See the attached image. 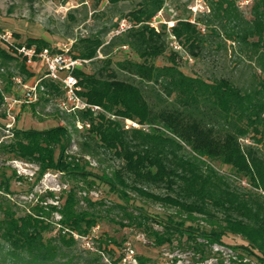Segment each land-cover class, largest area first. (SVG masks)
Instances as JSON below:
<instances>
[{
  "label": "trees",
  "instance_id": "obj_1",
  "mask_svg": "<svg viewBox=\"0 0 264 264\" xmlns=\"http://www.w3.org/2000/svg\"><path fill=\"white\" fill-rule=\"evenodd\" d=\"M125 1L134 0H109V4L116 8ZM205 1L207 11H199L195 18L177 17L170 27L159 19L158 27L152 23L167 0H137L112 26L74 43V54L90 60L94 69L75 71L82 95L103 110L67 112L58 105L70 127H13L9 139L0 141L2 153L36 164L38 178L58 171L75 182L60 195L47 190L39 202L20 213L11 196L10 178L0 176V264H109L105 253L117 264L121 257H114L110 244L121 243L114 237L101 234L97 250L91 251L79 249L72 233L88 234L103 216L121 227L143 230L157 247L177 243L189 248L199 262L206 261L213 245L219 244L234 249L233 264H264V0H248V14L240 7L243 0ZM68 17L86 21L88 11L81 20L71 12ZM124 19L131 26L106 41ZM173 40L196 59L212 58L204 69L209 79L185 73L178 51H171L170 64L156 62ZM15 44L52 45L33 37ZM117 46L129 47L136 58L114 60L111 53ZM99 52L103 57L98 58ZM0 58V81L7 91L13 76L9 63L20 59L21 71L33 75L4 43ZM44 84L45 92L33 110L62 94L56 82L44 80ZM2 101L0 89V105ZM127 119L138 126H129ZM71 142L75 153L68 151ZM82 156L107 163L108 171L88 169L91 161L82 162ZM213 161H221L232 175L219 171ZM99 180L108 183L122 202L108 205L80 196L84 190L80 182L92 187ZM129 191L175 208L180 217L146 211ZM57 223L61 227L51 234ZM228 236L242 241L228 244ZM138 258L140 264L151 260Z\"/></svg>",
  "mask_w": 264,
  "mask_h": 264
},
{
  "label": "rangeland",
  "instance_id": "obj_2",
  "mask_svg": "<svg viewBox=\"0 0 264 264\" xmlns=\"http://www.w3.org/2000/svg\"><path fill=\"white\" fill-rule=\"evenodd\" d=\"M137 0L121 2L118 7L113 8L109 4V0H0V32H11L15 36L16 41H25L27 38H44L50 41L51 44L56 42H72V52L74 51V43L81 37L88 35L89 33H95L103 27L112 26L114 22L118 21L122 13H126L132 7L136 5ZM250 2L243 0L240 3V7L243 8L248 14V5ZM207 3L205 0H167L162 14L158 19L166 21L167 26L170 27L175 23L177 17L191 16L195 18L196 13L199 11H207ZM86 11H88V19L86 21L81 20ZM77 17L79 22H73L68 13ZM155 25L159 27L160 22L156 21ZM115 30L111 31L106 36L108 41ZM19 37H16V35ZM2 43V42H0ZM178 51L179 57H177L178 63L182 70L190 75H199L206 79L204 69L205 66L211 64L212 58H206V60H200L192 57L184 48L173 40L170 43V48L164 54L156 59L158 64H170L169 55L171 51ZM103 57V54L99 52L98 58ZM111 57L114 60L134 59L135 54L127 46H117L113 48ZM212 57V56H209ZM218 58V56H216ZM229 57L226 58L227 64L230 63ZM20 59L9 63L7 66L9 71L13 75H21L27 81L33 80L34 76L27 77L21 71ZM1 63V58H0ZM115 65V64H114ZM232 64H229L227 70H230ZM84 70L88 72L94 71L91 62H88L84 66ZM6 83L0 81V89L7 96L14 94L13 83L10 85V89H5ZM59 96L51 97L47 102H40L35 105L33 110V104H19L14 108V114L16 121L13 127L23 129H46L57 125H67L68 122L63 118L62 113L59 110L58 102ZM9 118L5 114V108L0 105V141L9 139V132L6 129V124L9 122ZM138 126V125H137ZM68 151L75 153L77 147L74 142L67 144ZM83 157L82 162L91 161L88 164V169L95 171L96 173H103L107 170V163L100 164L91 157ZM212 164L221 172L232 175V171L229 167L223 164L221 161H213ZM38 166L34 163L10 158L8 155L0 151V176L1 178L6 176L10 178L11 194L14 201L17 203L18 211L25 213L35 203L39 202V195L52 190L60 195L62 189L69 188L73 183L68 177L62 175V172L49 171L43 176L37 177ZM5 173L6 175H3ZM233 177V176H232ZM235 178V177H233ZM236 182L242 185L247 183L241 178H237ZM83 189L80 192V196H91L96 200H103L108 205L122 202L118 193L112 190L108 183L97 181V183L89 187L85 183L80 182ZM160 190V189H159ZM132 196V200L136 205L142 206L146 211L153 214H159L162 217L168 215L175 218H179L180 215L176 212L175 208L165 206L161 203L154 202L137 195L136 193L129 191ZM48 202L56 203L53 199H49ZM85 206V203L83 204ZM116 210L112 212L115 215ZM55 220H59V214L55 213ZM189 222V221H188ZM201 224L205 227H209L204 221ZM60 224H56V228L51 234H56ZM155 227L161 229V225L155 224ZM91 230L90 232H92ZM89 232V233H90ZM79 234V233H78ZM101 234H106L114 237L120 245L112 242L110 247L115 251L114 257H121V260L117 264H140L138 258L139 255L148 257L151 260L148 264H233L232 260L236 257V252L230 246H224L215 244L213 245V251L209 255L208 259L203 262L198 261V257L189 248H182L175 243L174 245H163L157 247L152 240L146 235L143 230L132 227H121L119 224L112 222L109 218L103 216L99 221V228L97 237L93 236L91 239V245L96 251L99 245V237ZM81 235V234H79ZM77 240V247L79 249H87L84 237H75ZM228 244L237 245L241 243L239 237L228 236L225 238ZM85 245V246H84ZM134 249V254L128 252V248ZM104 261L112 264V257L107 253L103 254ZM126 258V260H124ZM253 260H255L253 258Z\"/></svg>",
  "mask_w": 264,
  "mask_h": 264
},
{
  "label": "built area",
  "instance_id": "obj_3",
  "mask_svg": "<svg viewBox=\"0 0 264 264\" xmlns=\"http://www.w3.org/2000/svg\"><path fill=\"white\" fill-rule=\"evenodd\" d=\"M160 14L153 20V25L156 21H159ZM131 26V23L126 19L122 20L120 25L115 30L116 34H119ZM13 33L0 32V42L9 47L12 53L20 56L26 66L33 72L34 79L27 81L21 75H13L12 83L14 88V94L7 96L3 91V101L1 106L5 108V114L9 118V122L6 124V129L10 133L13 128V124L16 121L14 114L15 106L19 104H34L41 95L45 92L44 80H51L56 82L62 91L59 98V107L67 112H76L90 108L94 111L103 110L98 105L90 104L87 99L82 95L83 87L79 83L75 71L77 69H84L86 63L90 60L84 59L80 56H76L71 48L72 41L70 42H56L50 46L38 48L36 45L28 46L27 44L18 45L15 44ZM129 126H137L138 124L130 119H127ZM99 226L94 227L92 232L86 235H79L77 232L72 231L75 237H84L87 249H94L91 245V239L93 236L97 237ZM84 245V246H85ZM128 252L131 256L134 254V249L128 248ZM126 260V258H124Z\"/></svg>",
  "mask_w": 264,
  "mask_h": 264
}]
</instances>
